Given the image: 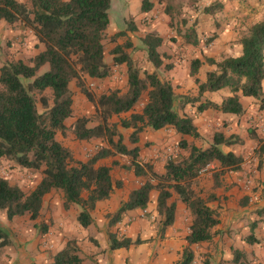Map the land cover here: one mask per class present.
Returning a JSON list of instances; mask_svg holds the SVG:
<instances>
[{
    "label": "trees",
    "instance_id": "16d2710c",
    "mask_svg": "<svg viewBox=\"0 0 264 264\" xmlns=\"http://www.w3.org/2000/svg\"><path fill=\"white\" fill-rule=\"evenodd\" d=\"M160 2L166 3V13L173 19L171 25L174 27L175 13L179 15L180 8L174 0ZM30 3L31 7L19 0H0V22L13 26L22 24L31 29L39 43L45 46L31 58V63L22 59L7 60L0 68V159L40 172L42 179L35 189L26 192L0 175V211L7 213L9 221L25 216L36 221L41 217L45 197L56 190L63 193L66 210L72 205L81 207L77 220L83 228H88L94 223L93 212L97 204L110 199L114 192L112 167L99 163L120 155L130 160L124 168L133 171L143 181L116 212L108 215L109 225L113 227L120 223L129 211L146 210L151 193L158 191L159 237L163 238L176 221L175 197H178L191 212L193 222L186 238L188 245L175 264H194L196 255L192 247L213 241L221 222L219 211L210 205L216 196H203L196 184L213 165L217 166L214 168L217 170L215 187L220 186L222 176L241 171L245 159L234 152H226L225 148L243 145L245 140L239 135L216 132L209 147H199L195 143L201 138L197 126L191 117L182 116L178 108L200 103L199 112L213 109L242 116L245 108L241 96H244L257 100L259 109L264 112V20L242 34L240 56L227 57L219 62L206 59L217 68L207 73L206 82L197 78L202 61L193 60L191 76L199 86V97L177 96L171 83L161 78L158 69L169 70L172 65H165L164 59L168 55L159 51L164 39L156 33H149L143 43L156 71L143 74L126 52V45L116 46L111 54L115 65L127 66L128 89L125 92L109 90L96 98L84 85L83 77L103 80L112 75V67L106 63L105 44L112 0H30ZM152 7L149 0H144L143 12ZM223 7L222 3L215 2L206 7L204 13L215 14ZM124 35L125 32H120L111 41L115 42ZM183 35L187 43H198L194 25ZM74 81L95 104L97 112L95 117H78L67 126L66 121L74 117V92L70 86ZM226 88L231 89L233 95L221 105L202 101L205 93ZM49 90L51 96L46 94ZM145 93L149 100L141 112L135 113ZM129 112H134L129 118L112 121L115 116ZM94 119L98 122L96 125H93ZM165 128H174L183 137L194 141L182 140L180 146L187 154L169 159L161 174L152 164L141 160L138 143L141 133L147 129ZM127 130H132L128 138L124 135ZM59 132L70 133L79 141L102 139L106 144L88 160L81 161L71 148L57 139ZM249 136L258 143L257 154L264 156V139L254 128H250ZM116 185L120 187L121 182ZM38 228L42 233L47 231L44 224ZM110 240L112 250L142 243L140 239L120 238L116 233L110 234ZM256 241L255 238L249 239L251 243ZM12 243V233L0 223V249ZM240 255V251L235 252L236 262ZM208 257L202 264H213ZM54 264H83L76 240L69 241L56 255Z\"/></svg>",
    "mask_w": 264,
    "mask_h": 264
},
{
    "label": "crops",
    "instance_id": "0c3cea01",
    "mask_svg": "<svg viewBox=\"0 0 264 264\" xmlns=\"http://www.w3.org/2000/svg\"><path fill=\"white\" fill-rule=\"evenodd\" d=\"M149 1L153 4L152 9L143 12L144 0H112L111 22L107 34L109 37H114L120 32H125V35L111 43L110 46H106V63L112 67V75L103 80L83 77L85 86L93 95L100 96L113 89H121L123 92L128 89L127 66L115 65L114 56L111 54L116 46L126 45V52L133 57L143 74L144 72L154 73L156 68L149 59L143 39L149 33H156L164 39L159 51L168 55L167 59H164L165 65H172L169 70L164 67L158 69L161 78L171 83L177 96L199 97V86L195 77L191 76L193 60L202 61L203 64L197 78L200 82H206L207 73L217 69L206 59L211 58L219 62L227 57L240 56L242 54L240 42L242 34L254 24L264 20L263 8L260 7L264 0H174L180 8V14L175 13L176 19L172 27L173 19L166 13V3H161L160 0ZM215 2L222 3L223 9L215 14L204 13L202 4L206 8V5ZM252 11L258 12L257 20L244 28L242 26V23L246 22L244 17ZM248 21L250 20H247V25ZM193 25L198 35L197 44L187 43L183 35ZM39 44L40 52L43 50V45ZM73 92L74 118L75 107L80 113L74 120L68 119L67 126L72 125L78 117L96 113L95 106L89 103L88 98L78 87ZM232 95L231 89L226 88L217 92L205 93L202 101L209 100L221 105L226 98ZM77 100H79V105H77ZM148 100L149 96L145 93L135 113L141 112ZM241 103L245 108V114L242 116L213 109L199 112L200 103L178 108L182 116L187 115L193 119L201 134L200 139L209 141L207 147L212 143L216 132L239 135L245 140L243 145L225 148L226 152H234L245 159L241 171L229 172L222 176L220 186L215 187L214 174L217 170L214 168L217 166L213 165V170L208 169L196 184V189L203 196H216L210 205L219 211L221 222L216 229L218 234L213 239L214 245L208 242L192 247L196 255L194 264H202L205 255H211V258L216 259L218 264L223 261H232L236 251L241 252L240 257L243 261L245 258L243 262L245 264H264L261 238L257 234L246 236V228L252 225L247 226L246 219L259 215L261 211H256L257 209H264V196L257 206L254 205V199H258V196L253 190V185L261 182L263 187L261 194L264 192V163H261L262 159L255 160L252 156L257 155L258 143L249 136V125L262 118L263 111L259 109V104L254 98L241 96ZM132 113L134 112L115 116L112 121L119 122L122 118H129ZM131 132L132 130L125 131V137L128 138ZM259 136L264 137V135L261 136V131ZM182 140L194 141L183 137L174 128L147 129L141 133L138 143L141 160L152 164L155 170L162 174L168 161L165 162L163 159L167 158V155L174 152L178 156L187 154L180 146ZM62 143L71 148L75 157L81 161L88 160L106 144L102 139L79 141L70 133ZM126 143L129 144L127 139ZM249 156L254 159L248 161ZM253 161H255L254 164H252ZM99 164L112 167L114 192L110 199L97 204L93 212L94 223L90 227L83 228L79 224L77 211L71 214V209L66 210L63 193L54 190L44 199V203L46 201L48 205V214L44 222L47 231L40 232L36 221L27 220L35 227L33 233L27 232L29 229H26V220H19L21 217L15 220V217L12 220L14 222L13 243L6 247H11V250L1 255L0 262L4 259V264H24L27 263L26 261L28 264H54L56 255L65 249L69 241L76 240L83 264H86V261L97 264H116V257L124 264H175L181 258L183 249L188 245L186 238L190 234L193 222L191 212L186 205L175 197L177 198L176 221L166 231L163 238L159 237L157 223L152 224L160 220L157 212L158 191L151 193V202L146 210L129 211L120 223L111 227L108 215L116 212L121 203L128 200L131 192L141 186L143 180L138 178L133 171L124 168L125 165L130 164L127 157L117 155L103 159ZM117 182H121L120 187L116 185ZM243 198H245L244 202ZM262 221L261 217L259 222ZM254 224L255 228L259 227L258 222ZM260 225L264 226V222ZM230 229L233 232H230ZM111 233H116L120 238L140 239L142 243L132 245L130 248L112 250ZM250 238H255L257 241L251 243ZM115 253L118 255L115 256Z\"/></svg>",
    "mask_w": 264,
    "mask_h": 264
},
{
    "label": "rangeland",
    "instance_id": "374dc122",
    "mask_svg": "<svg viewBox=\"0 0 264 264\" xmlns=\"http://www.w3.org/2000/svg\"><path fill=\"white\" fill-rule=\"evenodd\" d=\"M19 1L26 3L28 6L31 7L30 0H19ZM206 6L208 7V6H210V4L206 5ZM260 7L263 8L262 13H263V17H264V3H262L260 5ZM202 8L205 9V6L203 4H202ZM257 16H258V12L252 11L251 13H249V15L244 17L246 22H243L242 26L244 28H247L249 26V24H251L257 20L256 19ZM247 20H250V21H248V25L246 24ZM112 38H113V36L109 37L107 34V40L105 42L107 47L110 46L111 43H114L111 41ZM37 42H38V40H37L34 32L31 29L24 27L22 24H16L13 26V25L7 24L5 21H1L0 22V68L3 66V64L7 60L17 61V60L22 59L27 63H31V61H30L31 58L39 53L40 44ZM42 47L44 50L45 46L43 45ZM44 71H45V69L42 70V73ZM70 86H71V89L73 91L76 89V87H78L76 81L72 82ZM86 88L88 89L87 86H86ZM88 90H90V89H88ZM50 91L51 90H49L48 93H46L48 96H51ZM89 92L91 94H93L91 91H89ZM95 97L97 98L99 96H95ZM76 102H77V105H79V100H77ZM89 103H91L95 106V104L93 102L89 101ZM39 106L41 107L40 102H39ZM95 108H96V106H95ZM96 112H97V109H96ZM79 113H80L79 109L77 107H75V118H76V115H79ZM86 116L87 117H95L96 113L86 115ZM261 116H262V118L258 119V121L256 123H253L252 125H249V126H250V128L256 129L258 132V135L260 134V131H261V136H263L264 135V112L261 114ZM75 118L73 117L70 120H74ZM95 120L96 119H94L93 125H95L97 122V120L96 121ZM68 137H69V133L67 135H64L60 132L57 139L60 142H62L64 140H66ZM263 139H264V137H263ZM196 142H197V144L201 145L199 147H204V148L207 147V145L209 144V141L207 139H205L204 141H202L201 139H197L195 141V143ZM167 156L168 157L164 158L163 161L166 162L167 160H169L170 157L171 158L178 157L176 152H174L173 154L167 155ZM252 156L255 157V160L262 159L261 161H262V163H264V156L260 157L258 154L257 155L253 154ZM253 159L254 158H252L250 156H249V158H247L248 161H252ZM254 163H255V161L252 162V164H254ZM0 175L3 176L4 178L8 179L12 184L19 185L26 192H31L33 189H35L42 179V175L40 172L22 168V167L16 165L15 163H13L9 160H6V159H0ZM253 187H254L253 190L256 191V195L258 196V199H254V205L257 206V204L261 202V200L263 199V196H264V194H263L264 192L261 194V189L263 187H262L261 182H258L257 184L253 185ZM244 201H245V198H243V202ZM70 209L72 212L71 214H74V212H76V211L79 214L81 207L78 205H72V207ZM256 211H261V212L259 215H255L253 218L248 217L246 219V221L248 222L247 226H248V224H252L246 228V236L249 237L253 234L254 235L257 234L261 238L262 249L264 250V226L262 225V227H261V225H260V223L264 222V209H262V210L257 209ZM47 214H48V205L45 201L44 207H43V210L41 213V217L38 220H36L37 227L40 224H44ZM261 217L263 218V221L259 222V220H261ZM18 219H19V217L15 218V220H18ZM12 220L9 221L7 219V213L5 211H0V223L3 227H5L11 233H13V230H14V227H13L14 222ZM19 220H22V221L26 220V225H27L26 229H29L27 232H32V233L34 232L35 227L33 226L32 222L29 223L27 221V220H30L28 216L21 217ZM155 222L157 223V228L160 229L159 228L160 227L159 221H154V222H152V224H156ZM256 222H258V225H259L258 228H255L254 223H256ZM252 226H254V228L257 229L256 232L254 231V228H252ZM230 232H233V231H231V229H230ZM210 243H211V245H214V241H211ZM8 250H11V247L0 249V256L3 255V253L5 251H8ZM115 254H116L115 256L118 255V253H115ZM206 256H208V255H205L204 259H206ZM209 257L211 259V263L218 264V261L216 259L211 258V255ZM115 260H116V262H115L116 264H124L123 262H121V259H119L117 257ZM4 261L5 260L3 259L2 262H0V264H4ZM26 262L27 263H24V264H28V261H26ZM243 262H245V258L243 261V258H241V257H240L238 262H235V255H234V258L232 261H223L220 264H239V263H243ZM86 264H97V263L92 262V261H86ZM243 264H245V263H243Z\"/></svg>",
    "mask_w": 264,
    "mask_h": 264
},
{
    "label": "built area",
    "instance_id": "2783aa9c",
    "mask_svg": "<svg viewBox=\"0 0 264 264\" xmlns=\"http://www.w3.org/2000/svg\"><path fill=\"white\" fill-rule=\"evenodd\" d=\"M169 159H171V158H169Z\"/></svg>",
    "mask_w": 264,
    "mask_h": 264
}]
</instances>
